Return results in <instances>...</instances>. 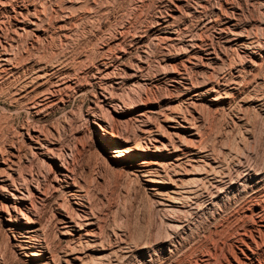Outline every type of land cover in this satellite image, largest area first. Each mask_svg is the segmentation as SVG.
Segmentation results:
<instances>
[{"label": "bare ground", "instance_id": "obj_1", "mask_svg": "<svg viewBox=\"0 0 264 264\" xmlns=\"http://www.w3.org/2000/svg\"><path fill=\"white\" fill-rule=\"evenodd\" d=\"M196 2V6L193 7L191 2L173 0L170 13L157 17L155 24L151 26L157 38L155 39L162 43L160 60L163 63L161 65H164H160L162 69L160 66L155 67V72L157 75L160 72V77L170 81L173 89L177 90L176 94L170 96L171 105L156 107L151 104L148 87L157 77L145 72L144 65L147 61L140 58L142 55L146 59L147 52L144 49L139 50V63L136 67H132L133 64L123 67L124 75L118 76L119 74L115 73L116 66H107L108 64L105 65L102 61L99 63L100 66L93 67L95 70L91 77L86 78L92 80L96 88L85 110V120L93 124L102 141L108 144L107 149L113 156L119 157L120 160L131 156L136 158L135 161L130 158L129 167L138 170L145 182L151 185L154 203L152 204L162 214V220L159 221H163L166 237L156 233L157 235L151 239L147 237L140 241L134 239L132 241L130 240L132 237L129 236L131 234L128 235L122 229L112 228L111 232L104 236L103 213L99 212L100 210L96 211L99 207L95 206V210L92 208L87 190L74 172L75 152L72 151L74 149L71 150V146L64 148L58 143L57 130L51 132L35 127L37 125L26 126L21 131V144L10 141L4 150L0 148L2 195L0 219L12 237L16 238L15 244L19 248H31L30 251L24 252L29 264H124V259L129 256L132 258L131 255L137 254L144 259L145 251L149 253V255L147 253L149 258L145 257L140 264H162L160 258H157V248L162 254L166 252L173 256L182 249L184 237L191 232L196 222L193 220L194 216L199 213L206 216L208 212L213 215L219 214L225 205L224 200L227 199L225 203L228 204L229 199L237 198L241 194H244L246 199L241 205L237 204L238 207L231 215L235 222L233 225L238 226L235 234L230 235L225 242H218L217 235L215 238H206L202 244L194 245L189 255L185 256L183 253L181 259L179 257L178 259L182 264H259V252L264 247V169L261 165L255 166L248 162L249 157L242 153L243 149L240 150L241 147H237V143L234 150L230 147L231 152L228 150L229 152H225L227 155L223 154L226 160L220 158L218 153H221V150L207 144L209 140L207 141L205 132L200 128L202 126L200 120L202 123L201 118L204 116L202 117L203 114L196 104L204 102L205 105H217L225 102L230 105L229 100L233 96L239 97L240 94L243 96L246 91L247 95L245 94V98L243 96L242 99L254 113L256 112V116L264 119V74H261L264 70L261 67L264 61V0ZM254 2L257 3L260 14L255 19L250 13ZM79 4L81 6L93 4V1L0 0V85L7 76L28 70L24 84L21 83L24 85L21 87L23 89L14 92L20 98L33 95L28 106L36 117L58 102H63L70 90L77 92L84 88L81 75L75 66L61 68L53 63V65L47 63L48 60L45 59L46 62L44 60L41 62L42 56L38 61L34 59L35 56L29 55L30 50L37 48L35 46L39 43L40 37L50 33L65 42L71 40L74 26L80 20L74 25V19L69 16L68 10L71 6ZM181 4L186 5L195 15L209 8L208 12L211 14L203 22V26L211 28L209 40L203 38L199 34L200 31H189L185 25L186 28L173 23L175 10H178ZM68 7L70 8L67 9ZM83 7L85 6L78 9L82 11ZM129 31L130 29L127 30L123 26L112 30L109 42L113 45L119 43L131 45L132 42L141 39L140 33L143 32ZM83 68L90 69L88 66ZM188 68L191 72L196 70V73H191ZM249 73L254 77L261 74L253 86ZM123 80L130 84L127 95L131 99V105L119 94L113 93L120 89ZM205 108L209 111V107ZM126 112H130L131 116L122 119L121 113ZM241 119V113L237 111L232 117V122L238 126ZM123 121L125 123H122ZM128 121L133 124L130 129L126 127ZM250 130L249 126H245L243 131L248 134ZM241 131L238 129L236 134H242ZM131 150L133 152H130ZM32 160L35 168L28 170L26 163L31 164ZM21 162H24L22 167ZM57 191L64 194V197H60L61 201H55L57 206L50 225L57 236L65 238L67 242L57 251H51L47 244L49 236L48 231L46 232L47 226L45 227L39 213L41 206ZM199 200L204 202L201 209L197 206ZM224 229L225 226L219 223L215 226L214 233L218 234Z\"/></svg>", "mask_w": 264, "mask_h": 264}, {"label": "rangeland", "instance_id": "obj_2", "mask_svg": "<svg viewBox=\"0 0 264 264\" xmlns=\"http://www.w3.org/2000/svg\"><path fill=\"white\" fill-rule=\"evenodd\" d=\"M92 1H93V4H88V5L82 4V6H85L82 8V11L80 10L82 7L81 4H79L80 6L74 5L75 6L74 10H73L74 6H71L72 9L70 7L67 8V9L70 8V10H68L69 11L68 14L69 16L71 15V18L74 19V25L77 21L80 20L79 22H77L78 24L76 23V26H74V30L72 33L73 35L70 41L65 42L63 39H58L59 37L56 36L55 34L50 33L44 37L43 36L40 37V39L38 40L39 43L35 46L38 49L33 48L35 50L33 49H32L33 51L30 50L32 55L29 51V55L31 57L35 56L34 59L38 61L41 59L40 60L41 62L42 60L45 59L46 61L48 60L47 63L48 62L51 64L53 63L54 65L60 66L61 68L75 66V68H77V72L81 75V79L83 80L82 81L84 83L83 90L77 91V92L70 90L68 93V96L64 98L63 102H58L53 107L44 111L42 114L36 117L31 113L30 108L28 106L30 104V101L33 98V95L32 96L26 95L20 98V97H17L15 94L16 92H14V91H17V90L19 91L20 89H23L21 87H23L24 85H21V83L24 84V80L28 76V70L22 71V72L21 71L16 72L13 75L7 76L6 77L7 79L5 78L4 81L1 82V85H0V89H1L0 90V142H1L0 148L2 147L1 149L4 150V148L6 147V144L9 143L10 141H17L16 143L21 144L22 143L21 131H23V128H25L26 126L37 125L35 127L42 128L43 130L47 129V130H50L51 132H55L57 130L56 131L58 133L57 140H59L58 143L61 144L64 148H69L67 146H71L70 149L71 150L74 149L72 150L73 153L75 152L74 153V157H75L74 172H76L75 174L77 175V177L80 178V180H82L83 185L87 190L88 198L89 200L91 199L89 202L91 205H93L92 208H94L95 210L97 207H99V209L97 208L96 211L100 210L99 212L103 213V217H104L103 222H104V226L106 227V228L104 227L105 229L104 236H106L105 234H107V232L110 233L112 229L113 230L122 229L124 230L125 233L127 232L128 235L131 234L129 236L132 237L130 239L132 241L133 239L134 241H140L145 238L147 239V237H149L148 239H151V237L153 238L157 234L159 236L161 235L162 237H166L167 232L165 230L163 221L162 222L159 221V220H162V217H161L162 214L153 205L154 204L153 195H152L153 189L150 187L151 185L145 182V180L142 178V175L139 173L138 170H135V168L133 167H129V163L131 161L130 158L132 159V161L133 160L135 161L136 158L131 156V157H128V159L120 160L119 157L113 156L110 153V151H108L107 149L108 144L106 145V143L102 141L99 134L95 131L93 124L91 125L85 120L84 114L90 102V99L95 92L94 89L96 88V84L92 80L86 79V78L91 77L92 72H94L95 69H93V67H97V65L100 66L99 63L103 61L105 65L108 64L107 66H113V67L116 66L115 73L117 75L119 74L118 76L124 75L122 71L123 67H128V66H131L132 64H133L132 67L133 66L136 67V65L139 63L138 58L140 57V52H139L140 49H144L147 52L146 59L142 57V55L140 57L141 59L143 58L142 59L143 61L144 60L145 62L147 61V64L144 65L146 67L145 72H147L149 75L154 74L157 77V78L154 77L156 79H154L152 83L150 84L151 86L148 87L149 88L148 95L150 97L151 104L156 107H159V105L161 107L165 105L166 106L171 105L170 96L171 94H176L177 90L173 89V86L169 83L170 81L168 82V80H166L164 77H160L161 76L160 72H158L159 73L158 75H157V72H155L156 71L155 67H159L161 64H163L160 60V57L162 54L161 52L162 43L156 40L157 38L156 36H154L155 33L151 26L155 24L157 17H161L162 14L164 16L165 14L170 13L173 0H139V1L138 0H104V1L103 0H95V1L92 0ZM185 1H187L188 3L191 2L190 4H192L193 7H195L197 4L196 2L197 0H185ZM213 1L214 0H210V2L212 3ZM234 1L236 2L237 0H234ZM253 4L254 5L250 9V13L253 19H255L258 16H260V14H259V8H258L257 3L254 2ZM76 8H77V11H75ZM86 8L87 10L89 9L90 12L89 10L87 11ZM208 10L209 8H206V10L201 12L199 15H195L192 11L190 12V10L187 9L186 5L182 6L181 4V7L179 5L178 10L177 9L175 10L176 16H174L173 18V23L181 27L186 26L189 31H192V30L196 32L200 31L201 33L199 34L203 38H208L207 40H209V36L211 34V28L210 26L207 27V25L203 26V22L205 21V18L209 14H211L208 12ZM72 12H74L73 13L74 15H72ZM79 14L81 17L79 16ZM91 14L92 15L94 14V15L92 16ZM120 26L127 28V30L130 29L129 33H132V32L136 33V31L143 32V33H140L141 34V37H140L141 39L139 38L140 42L134 41V43L132 42L131 45H124L120 43H119L120 45L111 44L109 42L110 37H111L110 35H112L111 31L119 28ZM151 29L152 31H150ZM143 30L144 31L146 30V31L144 32ZM159 43L161 44V47ZM107 45H110V47ZM111 45H113L112 48H111ZM22 46L24 45L22 44ZM120 47H122L123 49H121ZM53 51H54V54H53ZM61 53H63V55H60ZM56 56H57V59H55ZM89 56L91 58H89ZM62 58L63 59L65 58V59L63 60ZM45 60L44 62H46ZM69 60L73 62L71 63L69 62ZM78 60L79 61L81 60V61L79 62ZM59 61H63V62H59ZM62 63L65 64V66ZM155 63H157L158 65H156ZM84 65L86 67L88 66L90 69L84 70L83 68L85 67ZM29 66L25 65V67H29ZM161 66H164V65H161ZM261 67H263L264 69V61ZM160 69H162V67ZM189 69L190 68H188V71H190ZM192 69H195V68H192ZM193 72L196 73V70H192L191 73ZM263 72L264 70H262L261 74H264ZM261 74L257 75L256 77H254L253 75L250 76L251 73L248 74V76L252 79V80L250 79L251 80L250 83L252 86L255 85L254 83L255 80L260 79ZM22 77H23V80H22ZM85 79L86 81L84 82ZM20 80L21 82H19ZM164 81L165 83L167 82V84H165ZM154 84L156 85L154 86ZM120 85H121V87H119L120 89L116 90L117 92L113 91V93H116L117 95L119 94L121 98H123L124 100L126 99L127 101L126 100L125 101L128 104L130 103L131 105V102H130L131 99H129L127 95L128 85H130L129 82L127 80H123V82L121 81ZM245 92L243 93L244 98L247 95V92L246 93ZM120 94H122L123 97ZM243 96L241 95L240 97L241 99L238 96H233L232 98L234 97L235 98L234 99L231 98V100H229L230 105H228V103H225V102L223 104L219 103L217 105L215 104L205 105L204 102L197 103L196 106L198 107V110L202 112L203 114L202 117L204 116L203 117L204 119L201 118L203 120L202 123L200 120V124H202L200 128L205 132L203 133H204L205 138H207V141L209 140L207 144L209 143V146L211 147L213 146V148L215 149L217 148V150H221V153H218V156L220 158L225 159V155L223 154L227 155V153L225 152H229L230 147L231 149L234 150V148H236V145H237V147L239 148L241 147L240 150L243 149L242 150L243 152L242 151L240 152L244 153L245 155L247 154V157H249L247 158L248 162H250L253 165L255 164V166L261 165L262 168L264 169V127H263L264 119H262V117L259 116L258 114H257L258 116H256L255 114L256 112L254 113L253 109L251 110V108L248 107L249 105H247L246 101L242 99ZM230 101L232 102L230 103ZM203 105H205V107H209V111L210 110L211 111L210 112L207 111L208 108H205V107L201 108V106ZM237 111L240 112L242 116V119L238 122L239 123L238 126L233 124L232 122V117H234V114H236ZM130 116H131L130 112L121 113L122 119H128ZM128 122L129 124H126L128 125L126 127L127 128L129 127L128 129H130L133 124L131 121H128ZM122 123H125V122L123 121ZM248 123L249 125H247ZM122 126L124 127L125 124H122ZM245 126L250 127L251 129L250 133L247 134L245 133V131H243ZM238 129L240 131L242 130L241 131L242 134L241 133L236 134L238 133ZM18 141H20V143ZM242 147H244L245 149ZM130 152H133V151L131 150ZM238 155L240 154L238 153ZM32 163L31 164L26 163V168L28 170H34L35 165H34L33 160H32ZM23 164L24 162H21L20 166L22 167ZM138 173L140 175H138ZM229 194H230L229 196L231 197V192ZM1 196L2 195L0 193V201H1ZM60 197H64V194L63 195L61 193L59 194V191L54 192L49 198V200L46 201L45 204L41 206L40 213H39L43 222H45V227L47 226L46 232L48 231L47 233L49 235L47 239V244H49L48 246L51 251H57V249H59L60 247H63V245L65 246L67 242L65 238H62L61 236L60 237L57 236L58 234L55 232V230H53L54 228L52 227V225H50L52 224L51 219L53 217V212H55L54 210H56V206H57L56 202L61 201ZM233 199H229L228 204L225 203L227 199L223 201V203L225 204L224 205L225 208L223 207L222 211L219 212V214L213 215L211 214V212H208L206 213V216H205V215H200L201 213L198 212L199 215L194 216V219H193L196 222H194V225L192 226V230L188 234L189 237L188 236L184 237V243L180 251L173 254V256H169V254H167L166 252L162 254L159 248L156 249V252L158 254L157 258H160L159 259L161 260L160 262L162 264H169V263L170 264L171 263L172 264H175V263L182 264V262L179 261V259H181L180 257L183 256L184 254L185 256L189 255L192 247L199 243L202 244L204 240H206V238L207 239H211L212 237L215 238L217 235L218 242H222V241L225 242L230 235L235 234L234 232H236V230L238 229V226L236 227V225H233L235 222L231 218V215L235 212L238 205H241L244 202V200L246 199V196L244 194H241L237 198H233ZM197 206H199V209H201V207L203 208L204 202H202V200L201 201L199 200V203H197ZM219 223L223 224L225 226V229L222 230V232L215 234L214 228L217 224L219 225ZM193 241L195 242L193 243ZM15 243H16V238L12 237L10 231L5 227L4 222L0 219V252H1L0 264H29L27 262L28 257L27 255L24 254V252L30 251L31 248L30 247L19 248V246ZM263 249L264 247H262L259 252V260H260L259 264H264V250ZM147 253H148L147 251L144 252L143 254L144 259L145 257L146 259L149 258V256H147ZM131 256L132 258L129 256L127 257V259H124L125 260L124 264H138L139 262L144 260L141 258L140 255H137V254H135V256L134 255H131Z\"/></svg>", "mask_w": 264, "mask_h": 264}]
</instances>
